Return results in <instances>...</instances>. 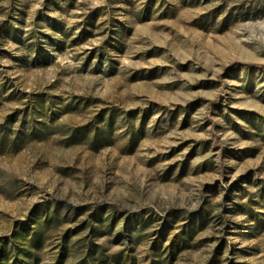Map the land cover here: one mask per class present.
<instances>
[{
    "label": "rangeland",
    "instance_id": "374dc122",
    "mask_svg": "<svg viewBox=\"0 0 264 264\" xmlns=\"http://www.w3.org/2000/svg\"><path fill=\"white\" fill-rule=\"evenodd\" d=\"M255 65L264 0H0V242L30 225V264H264Z\"/></svg>",
    "mask_w": 264,
    "mask_h": 264
},
{
    "label": "trees",
    "instance_id": "16d2710c",
    "mask_svg": "<svg viewBox=\"0 0 264 264\" xmlns=\"http://www.w3.org/2000/svg\"><path fill=\"white\" fill-rule=\"evenodd\" d=\"M255 67L264 70V65H255ZM18 226H23L22 223ZM24 234L20 243L17 238L18 227L13 236L5 238L0 242V264H30V258L35 256L37 249L41 246V231L39 228L24 225Z\"/></svg>",
    "mask_w": 264,
    "mask_h": 264
}]
</instances>
